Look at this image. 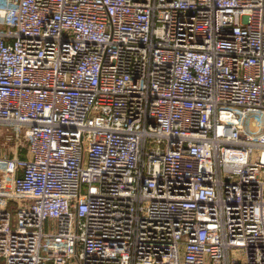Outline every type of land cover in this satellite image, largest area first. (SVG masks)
Wrapping results in <instances>:
<instances>
[{"label":"built area","instance_id":"2783aa9c","mask_svg":"<svg viewBox=\"0 0 264 264\" xmlns=\"http://www.w3.org/2000/svg\"><path fill=\"white\" fill-rule=\"evenodd\" d=\"M0 125L2 264H264V0H0Z\"/></svg>","mask_w":264,"mask_h":264},{"label":"rangeland","instance_id":"374dc122","mask_svg":"<svg viewBox=\"0 0 264 264\" xmlns=\"http://www.w3.org/2000/svg\"><path fill=\"white\" fill-rule=\"evenodd\" d=\"M16 143L17 140L13 134L12 128L5 125H0V158L10 157L12 155V150L14 149ZM2 144H4V146ZM20 206H21V201L19 200H11V203L9 204L8 209L11 212L14 220H15V210ZM44 230H47L46 226L44 227ZM237 255L238 257L243 258L242 251H238ZM0 264H2L1 261Z\"/></svg>","mask_w":264,"mask_h":264}]
</instances>
